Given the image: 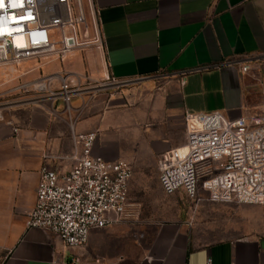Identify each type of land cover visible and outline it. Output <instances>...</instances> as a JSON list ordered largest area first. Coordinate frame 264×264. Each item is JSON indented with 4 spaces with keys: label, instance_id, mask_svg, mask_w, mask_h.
<instances>
[{
    "label": "crops",
    "instance_id": "obj_1",
    "mask_svg": "<svg viewBox=\"0 0 264 264\" xmlns=\"http://www.w3.org/2000/svg\"><path fill=\"white\" fill-rule=\"evenodd\" d=\"M95 3L103 48L0 66V91L53 73L79 78L76 129L97 131L94 155L131 163L128 195L138 213L91 229L81 247L27 227L43 166L58 168L59 156L71 157L81 145L69 137L61 98L0 106V264H71L76 257L75 264H264V204L212 201L204 189L198 199L182 188L168 194L158 162L186 142L189 114L264 115V0ZM155 192L170 204L150 207L144 199ZM149 208L162 216L141 215Z\"/></svg>",
    "mask_w": 264,
    "mask_h": 264
},
{
    "label": "built area",
    "instance_id": "obj_2",
    "mask_svg": "<svg viewBox=\"0 0 264 264\" xmlns=\"http://www.w3.org/2000/svg\"><path fill=\"white\" fill-rule=\"evenodd\" d=\"M2 4H6V17L26 19L15 35H5L7 29L0 24V66L18 67L53 55L62 60L86 45L103 48L95 0H0ZM241 66L243 71L250 68L249 64ZM110 82L122 83L114 77ZM81 86L79 78L74 81L53 73L17 87H33L37 93H16L0 103L38 102L45 95L62 99L69 137L81 145V151L59 156L63 162L58 168L43 166L36 203L27 213L26 224L54 233L72 248L84 246L91 229L134 219L138 213L128 195L131 163L94 155L97 131L76 129L81 110L73 107L72 99L82 92ZM50 110L60 117L53 104ZM185 122L186 142L158 155L163 190L171 194L182 188L190 198L198 199L199 190L204 189L212 201L264 204V115L230 119L220 111L201 112L187 115ZM45 157L58 158L50 153ZM80 262L76 257L71 264Z\"/></svg>",
    "mask_w": 264,
    "mask_h": 264
},
{
    "label": "rangeland",
    "instance_id": "obj_3",
    "mask_svg": "<svg viewBox=\"0 0 264 264\" xmlns=\"http://www.w3.org/2000/svg\"><path fill=\"white\" fill-rule=\"evenodd\" d=\"M56 36H59L58 32L56 31L55 33ZM31 61H37V60H31ZM40 62V60L38 61ZM3 67H9V66H3ZM42 68V69H41ZM40 70H37L34 71V74H37V73H41V72H44L45 71V67H41ZM20 85V84H19ZM19 85H16L15 87H10L9 89L7 90H1L0 91V103H3L5 102L6 100H9L11 99L13 96H15L16 93H22V94H33V93H37L38 90L36 88H21V89H17V87ZM41 93H45V91L43 90ZM148 205H150V207L154 206L156 207L157 205L159 204H162V203H165L166 205H169L170 204V201L169 199L165 196V195H161L160 193H151L149 195H147L146 199H144ZM171 212L173 213L174 211L171 210ZM143 214H150L152 216H155L157 217L158 215H161L162 216V210L161 209H152V208H149V209H144L141 211V215Z\"/></svg>",
    "mask_w": 264,
    "mask_h": 264
},
{
    "label": "bare ground",
    "instance_id": "obj_4",
    "mask_svg": "<svg viewBox=\"0 0 264 264\" xmlns=\"http://www.w3.org/2000/svg\"><path fill=\"white\" fill-rule=\"evenodd\" d=\"M9 0H6V3ZM12 6L13 7H17V5L15 3L12 2ZM5 7L6 4H2L0 6V24H2V26L7 29V31L5 32V35H15L17 34V32H19L18 27L21 25V23L26 19V18H17L15 17V15H11L6 17V13H5ZM7 7H9V4L7 5Z\"/></svg>",
    "mask_w": 264,
    "mask_h": 264
}]
</instances>
